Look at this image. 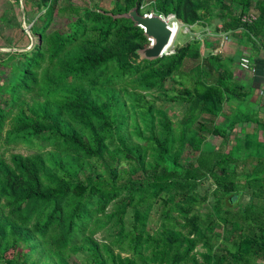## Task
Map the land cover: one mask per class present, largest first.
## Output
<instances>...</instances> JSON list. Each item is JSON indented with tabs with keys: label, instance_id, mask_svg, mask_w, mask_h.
Returning a JSON list of instances; mask_svg holds the SVG:
<instances>
[{
	"label": "trees",
	"instance_id": "1",
	"mask_svg": "<svg viewBox=\"0 0 264 264\" xmlns=\"http://www.w3.org/2000/svg\"><path fill=\"white\" fill-rule=\"evenodd\" d=\"M12 1L23 18L34 9L35 41L0 52V148L32 153L0 154V264H83L80 254L85 264H264V119L255 100L264 0H231L237 13L222 0L153 4L180 27L219 17L216 33L257 53L249 58L261 80H244L239 58L215 53L219 39L206 32L140 60L143 29L113 16L145 14L146 0H9V11ZM55 17L66 21L55 27ZM204 117L218 148L196 134Z\"/></svg>",
	"mask_w": 264,
	"mask_h": 264
},
{
	"label": "rangeland",
	"instance_id": "2",
	"mask_svg": "<svg viewBox=\"0 0 264 264\" xmlns=\"http://www.w3.org/2000/svg\"><path fill=\"white\" fill-rule=\"evenodd\" d=\"M9 0H0V52L1 53H7L9 51H22L27 50L31 44L32 41H35V37L32 36L29 32V27L33 23L34 19L36 18V14L34 13L33 8H29L27 11V14L23 18L22 9L23 5L19 2L12 1L13 6L10 8V11L7 10V2ZM155 0H146L145 7H143L142 12H149L153 10V4ZM256 0H253L255 2ZM75 3H82L83 0H74ZM97 0L93 1V6L96 4ZM222 2L226 5L232 4L231 0H222ZM234 13L238 12V6L237 4H232ZM110 9V7L108 8ZM211 10L217 12L219 10V6L217 7H211ZM6 13V18L4 20L1 19V16L3 13ZM162 14V13H161ZM214 15V14H212ZM254 17V15H253ZM215 19L220 20L219 17H215L214 19H209L208 21L204 20L203 23L197 24L196 26H182L178 29L175 38L173 40L172 47L170 48L171 51H174L175 48L180 47L184 44L186 40H188L192 36H200L201 33H208L211 34V37L213 39H216L218 42H220V48L215 51V53H220L222 58H236L241 59L249 58L250 56L257 55V53L253 50L252 46L250 44H246L244 40H241L238 36H233L231 33L228 35H224L221 33H216L215 26H220L221 22L214 23ZM19 21L21 22L20 26L24 28L25 35L23 36V33L20 31ZM61 21H66L65 19H62L60 17H55L53 25L55 27H58L62 25L63 23ZM23 36V39H22ZM22 39V41H21ZM203 44V40H201ZM215 50V49H213ZM208 50L201 48V54L204 57H207ZM174 52H169L168 55L172 54ZM250 59V58H249ZM256 59V58H255ZM258 59V58H257ZM195 63L190 62L189 65L184 66V70L188 71L189 67H193ZM254 65V64H253ZM236 72L239 73L242 77L244 76V80L251 79L253 76L259 75V69L257 68L256 72H245L241 71L239 66L234 68ZM264 81V80H263ZM167 85L170 86L171 83L167 82ZM258 88L260 85L257 86ZM261 101V110H260V118L264 119V88L259 89V92L257 94V98L255 100ZM203 121L206 123L205 128L201 133L196 132V134H201L206 141L204 142L205 148H207V145L212 146V148H218L219 146V139L216 138V136H213L210 134L212 123H210L209 120H207L205 117L203 118ZM255 128H257V125L254 124L252 127H247V132H254ZM239 135L241 133L239 132ZM232 139V136H230ZM221 148H223L225 151L229 149V145L226 143H221ZM11 153H19L23 155H27L32 153L31 151H28L24 148V146H13V148H6V146H1L0 148V154H3L5 158H8ZM195 160V155L190 154V157L188 158V161ZM205 187H207V184H205ZM247 199H249V195H244V198L241 200V203H246ZM220 229H215L216 233H219ZM98 237L100 235H97ZM198 252H202L201 247H197ZM13 253H11V256ZM76 259L79 261H82L83 264L85 262L83 261L84 256L82 254L76 256Z\"/></svg>",
	"mask_w": 264,
	"mask_h": 264
},
{
	"label": "water",
	"instance_id": "3",
	"mask_svg": "<svg viewBox=\"0 0 264 264\" xmlns=\"http://www.w3.org/2000/svg\"><path fill=\"white\" fill-rule=\"evenodd\" d=\"M21 9L23 10V8ZM113 17L129 19L135 27L139 26L143 29V34L149 40V45L137 51L140 60H156L168 55V50L172 47L176 35L177 22H172L169 25L164 14L154 10L141 15L136 7L127 13L114 15ZM214 21V23H217L221 20L215 19ZM14 51L16 50L14 49Z\"/></svg>",
	"mask_w": 264,
	"mask_h": 264
},
{
	"label": "built area",
	"instance_id": "4",
	"mask_svg": "<svg viewBox=\"0 0 264 264\" xmlns=\"http://www.w3.org/2000/svg\"><path fill=\"white\" fill-rule=\"evenodd\" d=\"M164 16H165V19L167 20V22L169 23V25L172 24V22H177V24H178L177 31H178L180 24H181L180 20H176L173 14L164 15ZM177 31H176V33H177ZM225 35H227V34H225ZM169 52L171 53L173 51L168 50V53ZM238 66L241 70H243L245 72H250V71L256 72L257 71L255 63L252 62L249 58L242 57L241 59H239Z\"/></svg>",
	"mask_w": 264,
	"mask_h": 264
},
{
	"label": "crops",
	"instance_id": "5",
	"mask_svg": "<svg viewBox=\"0 0 264 264\" xmlns=\"http://www.w3.org/2000/svg\"><path fill=\"white\" fill-rule=\"evenodd\" d=\"M150 12V11H149ZM262 55V54H261ZM263 77L262 76H256V79H258V80H261Z\"/></svg>",
	"mask_w": 264,
	"mask_h": 264
}]
</instances>
